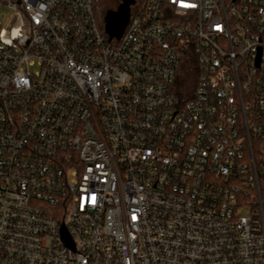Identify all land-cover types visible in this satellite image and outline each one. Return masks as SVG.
Wrapping results in <instances>:
<instances>
[{"label":"built area","instance_id":"obj_1","mask_svg":"<svg viewBox=\"0 0 264 264\" xmlns=\"http://www.w3.org/2000/svg\"><path fill=\"white\" fill-rule=\"evenodd\" d=\"M1 4L0 264H264V0Z\"/></svg>","mask_w":264,"mask_h":264},{"label":"water","instance_id":"obj_2","mask_svg":"<svg viewBox=\"0 0 264 264\" xmlns=\"http://www.w3.org/2000/svg\"><path fill=\"white\" fill-rule=\"evenodd\" d=\"M135 0H121L114 10H107L103 17V32L107 36L108 40H119L128 23L130 15V6L133 5ZM15 25V22L9 26V31L6 32V36L9 37L11 28ZM62 237L66 243L69 239L65 230L62 228Z\"/></svg>","mask_w":264,"mask_h":264},{"label":"trees","instance_id":"obj_3","mask_svg":"<svg viewBox=\"0 0 264 264\" xmlns=\"http://www.w3.org/2000/svg\"><path fill=\"white\" fill-rule=\"evenodd\" d=\"M100 0H96V16L100 23V29L103 32V17L106 11H102L103 13L99 14V11L97 10V6L99 4ZM104 4L106 2H103ZM195 80H196V71L193 64H191L190 59L189 63L181 69L179 74L177 75V78L175 80L174 84V91L177 96H184L186 94H189L190 92L193 93V89L195 87ZM191 94V93H190Z\"/></svg>","mask_w":264,"mask_h":264},{"label":"rangeland","instance_id":"obj_4","mask_svg":"<svg viewBox=\"0 0 264 264\" xmlns=\"http://www.w3.org/2000/svg\"><path fill=\"white\" fill-rule=\"evenodd\" d=\"M138 6L143 0H136ZM103 2H106L105 4ZM120 3V0H100L97 6L99 14L107 10H114L117 5ZM103 11V12H102ZM12 17V13L3 5H0V28H6L8 26L9 20Z\"/></svg>","mask_w":264,"mask_h":264},{"label":"flooded vegetation","instance_id":"obj_5","mask_svg":"<svg viewBox=\"0 0 264 264\" xmlns=\"http://www.w3.org/2000/svg\"><path fill=\"white\" fill-rule=\"evenodd\" d=\"M121 1V0H120Z\"/></svg>","mask_w":264,"mask_h":264}]
</instances>
